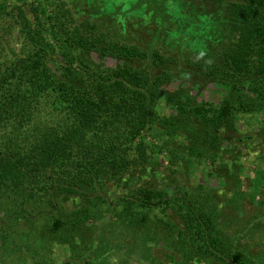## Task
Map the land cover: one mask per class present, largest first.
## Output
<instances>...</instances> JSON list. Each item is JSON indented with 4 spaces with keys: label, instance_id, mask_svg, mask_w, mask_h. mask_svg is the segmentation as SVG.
<instances>
[{
    "label": "trees",
    "instance_id": "16d2710c",
    "mask_svg": "<svg viewBox=\"0 0 264 264\" xmlns=\"http://www.w3.org/2000/svg\"><path fill=\"white\" fill-rule=\"evenodd\" d=\"M90 1L95 8H113L118 18L112 21L119 24L108 29L97 19L79 18L65 0H0V213L10 222L18 219L16 224L51 215L52 234L69 225L79 231L82 214L77 213L75 223L64 220L61 198L86 199L92 192L97 198L92 213L102 218L127 213L133 224L146 226L152 214L164 221L174 211L180 224L172 241L184 255L245 264L218 237L212 213L192 204L186 194L177 198L145 188L114 200L106 188H121L133 174H148L156 165L176 173L185 161L180 152L197 151L191 136L203 134L208 147L215 148L222 142L221 133L235 131L240 121L250 125L257 115L264 121V0L177 4L191 1L201 16L210 12L228 24L227 34L206 17L204 26L224 38L201 37L193 28L184 47L189 55L184 65L194 63L207 80L236 94V99L224 98L219 104L164 93L163 87L176 79L168 69L179 65L177 59L148 48L135 36L144 21L151 25L158 19L167 28L165 3L170 0ZM131 8L140 11L141 24L132 21ZM184 28L175 29L179 38L185 36ZM199 50L205 52L197 60L193 56ZM91 53L120 64L97 66L88 59ZM158 69L165 71L159 74ZM168 109L175 114H167ZM1 231L9 240L7 228L1 225ZM25 248L33 254L39 249L27 241ZM41 258L34 263L51 264ZM82 259L91 264L85 255Z\"/></svg>",
    "mask_w": 264,
    "mask_h": 264
},
{
    "label": "rangeland",
    "instance_id": "374dc122",
    "mask_svg": "<svg viewBox=\"0 0 264 264\" xmlns=\"http://www.w3.org/2000/svg\"><path fill=\"white\" fill-rule=\"evenodd\" d=\"M65 1L76 11L79 18L97 19L108 29L119 24L118 21H112V17L118 18L114 16L116 14L113 8L109 11L102 9L104 4L95 8L96 3L93 4L90 0ZM95 1L99 4L101 2ZM180 2L181 0H170L165 3L169 16L167 28L159 25L158 19L151 25L144 21L143 25L137 27L138 33H135L148 48L155 47L165 55L176 58L179 63L175 66L171 64L168 70L175 72L176 79L167 83L162 91L169 96L175 93L187 94L197 103L204 101L219 104L224 98L236 99L234 91L222 83L207 80L194 63L191 66L188 63L184 65L183 62L189 56L186 54L188 48H184L186 41L190 40L192 31L189 30L196 28L195 32H199V36L206 34L214 41L224 37L214 35L216 30L204 26L203 20L206 17L210 24L212 22L210 12L206 10L209 15L201 16L202 11L195 8L191 1H183L182 6L177 5ZM130 10L132 8L128 11ZM132 12H129L133 17L132 21L135 25L141 24L143 19L138 14L140 11ZM216 22L222 32L230 33L224 17L218 18ZM181 25L185 27V36L179 38L174 31ZM213 47L215 46L208 48ZM204 52L205 50H199L197 56L193 57L197 60L203 59ZM88 59L101 67H116L120 64L117 60L100 57L95 53L89 54ZM163 71L165 70L158 69L156 73L163 74ZM56 74L60 76L61 72L56 70ZM240 94L244 95V90ZM167 114L172 116L175 112L168 109ZM262 118L263 116L257 115L250 125L242 120L236 125L235 131H223L220 136L222 142L217 143L215 148H210L211 145L208 147L203 134L198 138L191 136V139L195 138L197 151L180 152L185 161L179 171L173 173L165 166L156 165L148 174H133L124 181L121 188L108 186L106 194L116 200L123 193L145 188L164 190L169 196L177 198L181 196L180 193H184L192 204L201 205L212 213L217 235L228 250L241 254L245 264H264ZM181 119L178 122L183 124ZM91 193L86 199L81 196L61 198V217L64 220L75 223L78 219L77 213L82 214L84 219L77 224L79 231L71 230L69 225L60 234H52L48 231L50 221L53 220L51 215L22 219V224H16L18 219L10 222L9 218L6 219L0 213V226L7 228L9 238L5 240L2 231L0 232V264H35L41 255L44 261L48 259L51 264H86L84 259L80 261V257L84 255L91 264H102L103 260H107L108 264H145V260H148L147 264H223L214 260L203 262L195 256L184 255L185 251L177 247V241L176 244L172 241L177 239L173 231L180 224L174 211H168L169 217L164 221L156 219L152 214L146 226L141 223L133 224L132 217L127 213L102 218L100 213H92L97 198ZM85 211L88 212L86 217ZM4 220L8 221L3 223ZM26 241L27 244L32 243L39 247L36 254L25 248Z\"/></svg>",
    "mask_w": 264,
    "mask_h": 264
}]
</instances>
